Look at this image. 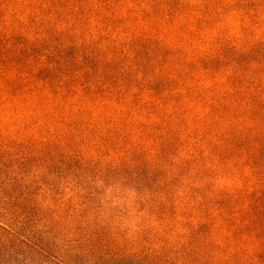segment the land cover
Listing matches in <instances>:
<instances>
[{"label": "trees", "instance_id": "obj_1", "mask_svg": "<svg viewBox=\"0 0 264 264\" xmlns=\"http://www.w3.org/2000/svg\"><path fill=\"white\" fill-rule=\"evenodd\" d=\"M91 1L106 4L116 14L126 9L117 24L143 21L147 28L121 49L99 51L87 62L54 54L49 45L27 39L25 32L34 22L45 30L43 21L55 6L77 23ZM1 4L14 16L4 19L7 8H0V176L10 174L11 156L25 150L27 142L48 160L65 142L77 144L84 136L102 134L97 151H122L121 163L136 165L140 180L146 176L139 168L161 167L166 157L184 153L178 166L181 186L188 188L183 201L169 205L173 191L164 193L152 183L135 185L133 205L139 206L144 227L130 242L145 249L120 251L117 244L122 239L113 230L115 207L106 213L104 205L91 204L90 199L72 201L64 207L68 219L58 223L74 237L57 264H264V53L252 44L247 63L235 50L223 53L219 47L208 56L189 55L196 51L199 33L210 29L214 17L229 5L223 0H0ZM77 5L82 6L79 12ZM234 6L244 10L243 15L249 11L244 3ZM254 8L256 13L263 11L264 0L256 1ZM30 9H35L32 20L19 21ZM167 11L170 17L161 19V30L156 22ZM100 12L91 7L87 13L99 17ZM188 18L197 19L187 23ZM172 27L182 33L177 39L170 37ZM7 29L10 34L3 31ZM203 79L215 80L199 88L196 82ZM170 165L167 172L175 163ZM5 178L13 187L5 189L0 183V205H5L0 206V245L43 254V239L17 231L26 222L16 217L28 215L29 208L21 202L17 181ZM221 178L235 182L218 188ZM149 223L155 225L150 228ZM155 246L158 249H152Z\"/></svg>", "mask_w": 264, "mask_h": 264}, {"label": "rangeland", "instance_id": "obj_2", "mask_svg": "<svg viewBox=\"0 0 264 264\" xmlns=\"http://www.w3.org/2000/svg\"><path fill=\"white\" fill-rule=\"evenodd\" d=\"M256 1L258 0H223L230 6V9L225 10V13L222 12L220 16H215L211 28L199 33L194 40L196 51L190 52L189 55L208 56L210 53H214V48L219 47L223 53L235 50L239 55V60L247 63L251 58L248 50L252 44L259 53H264V10L260 13L255 12L254 3ZM238 3H244L249 8L245 15H243L244 10L234 6ZM81 7V5H77L76 11L79 12ZM91 7L101 9L99 17L90 16L87 13ZM0 8H7L2 12V15L5 16L4 19L13 18L14 15L8 9L9 7L1 4ZM53 9V12L43 21L45 30L40 31L42 23L34 22V26L25 32L27 39L31 44L42 47L49 45L54 54L72 57L76 61L94 60V57L99 56V51L104 54L116 46L121 49L123 44L131 40L134 34L147 28L143 21L133 23H124L123 21L121 24H117L119 16L126 15V9H122L117 14L112 13L106 4L98 1L86 4L81 22L77 23L73 18L68 19V15L61 13L57 6ZM33 10L35 9L25 10L19 21L26 23L32 20ZM104 11L107 13L104 14ZM112 14L114 16H111ZM61 16L64 19L58 23L57 19ZM168 17H170V13L167 11L163 16L158 17L156 26L163 30L161 19ZM195 19L197 18H188L185 22L193 23ZM2 23L0 22V27L3 25ZM134 27L137 28L134 29ZM3 31L6 34L11 33L10 29ZM168 32L170 37L175 39L182 34L173 27ZM173 33H176L177 36L172 35ZM224 61L225 59H222V62ZM213 80L215 79L198 80L196 85L199 88L208 87ZM173 91L178 92V88ZM102 136V134L84 136L83 140L77 144L68 145L65 142L61 151L53 154L48 160H44L42 152L32 150V142H27L25 150L17 151L11 156L10 174L0 176V183L3 188L11 189L13 181L5 182V177L15 179L17 191L20 192L19 195L22 198L21 202L29 208L28 215L16 217V219L26 222L24 223L25 228H22L21 224L17 226V231L29 238L30 236L39 237L47 245L43 254H34V256L29 249H23V246L0 245V264H57L58 257H66L67 246L71 243V238L74 237V234L67 229L62 230L58 223L60 219L69 217L65 213L66 208L64 207H67L72 201L82 202L87 199H90L89 203L91 202V204L104 205L107 209L106 213H110L111 208L114 207L118 211L113 230L122 239L117 244L120 251L131 253L145 249L143 246H135L130 242V239L141 233L144 227L141 226L144 225L143 214L139 206L133 205L138 195L135 185L138 182L152 183L154 186L157 185V189L161 188L164 193L167 190L173 191L169 205L180 200L183 201L185 198L183 196L188 188L185 190L181 186L183 174L178 166L184 158V153L171 154L166 157L164 165L161 167L139 168L141 174L146 176L140 180L141 175H138L139 171L136 170V165L125 167L121 163L124 155L122 151H114L113 147L108 154L97 151L96 144H99ZM183 136L186 134L184 133ZM36 137L39 138L38 135ZM35 143H38L36 139ZM89 147H92L96 152L89 150ZM172 162L175 165L170 172H167L166 169H170ZM234 182L231 179L221 178L217 181V187H229ZM78 198L79 200H76ZM2 205L4 203L0 206ZM153 225L155 223H149L147 226L151 228ZM152 249L158 248L155 246ZM67 264L80 263L74 261Z\"/></svg>", "mask_w": 264, "mask_h": 264}]
</instances>
